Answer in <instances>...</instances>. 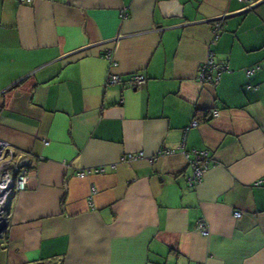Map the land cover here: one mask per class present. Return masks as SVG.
I'll use <instances>...</instances> for the list:
<instances>
[{
  "label": "crops",
  "instance_id": "crops-1",
  "mask_svg": "<svg viewBox=\"0 0 264 264\" xmlns=\"http://www.w3.org/2000/svg\"><path fill=\"white\" fill-rule=\"evenodd\" d=\"M0 139V264H264V0H0Z\"/></svg>",
  "mask_w": 264,
  "mask_h": 264
},
{
  "label": "built area",
  "instance_id": "built-area-1",
  "mask_svg": "<svg viewBox=\"0 0 264 264\" xmlns=\"http://www.w3.org/2000/svg\"><path fill=\"white\" fill-rule=\"evenodd\" d=\"M29 1V0H21ZM122 15L125 16L126 12L123 11ZM216 32L222 26V22L219 21L215 24ZM227 70L225 65L215 62L213 55H211L207 62L202 66L200 78L203 81H208L211 83H218L220 81L221 75ZM255 71V68H248L247 73L250 74ZM108 83H117L120 81L119 75H112L108 78ZM133 81L136 85H141L146 82V78L142 74H135L133 76ZM199 124L198 120H194L191 126H197ZM165 152H170L166 149ZM193 157L191 162L193 163V175L190 177L192 184L200 182L207 170V156L204 150H193L191 152ZM143 156V152L140 153H130L123 157V159H138ZM33 158L31 156H21L16 153L15 149L5 140L0 139V228L8 225L10 219L9 205L11 199L14 197L15 193L18 191L25 190L28 186V181L30 177V166H32ZM88 172L82 171L79 173L81 177L86 176ZM236 216H240L241 212L236 211ZM197 229L204 235H208L209 228L206 220L200 218L197 221ZM3 232L0 236H2Z\"/></svg>",
  "mask_w": 264,
  "mask_h": 264
},
{
  "label": "water",
  "instance_id": "water-1",
  "mask_svg": "<svg viewBox=\"0 0 264 264\" xmlns=\"http://www.w3.org/2000/svg\"><path fill=\"white\" fill-rule=\"evenodd\" d=\"M5 229H6V226H3V227L0 228V235H1L2 232L5 231Z\"/></svg>",
  "mask_w": 264,
  "mask_h": 264
}]
</instances>
